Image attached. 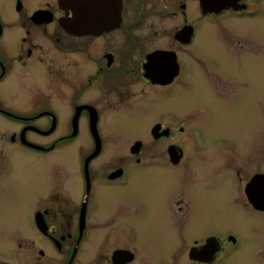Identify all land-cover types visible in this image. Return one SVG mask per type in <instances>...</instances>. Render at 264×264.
<instances>
[{
	"label": "flooded vegetation",
	"instance_id": "flooded-vegetation-1",
	"mask_svg": "<svg viewBox=\"0 0 264 264\" xmlns=\"http://www.w3.org/2000/svg\"><path fill=\"white\" fill-rule=\"evenodd\" d=\"M70 16L0 0V264H264V227L243 246L191 190L209 171L204 189L224 178L222 202L264 214V170L207 153L190 119L195 97L255 106L264 0H95L92 34ZM213 34L221 57L200 51Z\"/></svg>",
	"mask_w": 264,
	"mask_h": 264
},
{
	"label": "rangeland",
	"instance_id": "rangeland-1",
	"mask_svg": "<svg viewBox=\"0 0 264 264\" xmlns=\"http://www.w3.org/2000/svg\"><path fill=\"white\" fill-rule=\"evenodd\" d=\"M219 39L216 35H211L210 40L202 42L200 45V51L205 54H211L213 56H223L224 52L220 49ZM196 42V47L198 48ZM264 55L261 53L259 56V63H253L251 61L246 62L243 66V71L248 69L249 71L254 70L257 67L259 76L257 78L258 90L257 95L251 98L249 106H242L241 108L223 109L220 106L212 105L208 110L207 105L203 106L205 101L202 98H194L193 102L197 108H203L204 113L197 112L190 116V119L194 125L202 127L207 132V135L211 137V144L207 142V153H211V150L216 152L217 155L221 154L222 151L227 148L236 152L237 160L246 161L248 170H254L255 167L258 170H264ZM232 70H237V66L234 62L231 63ZM250 92H252V85L248 86ZM199 101L201 104L195 102ZM250 103V102H246ZM245 103V104H246ZM243 104V105H245ZM208 119V122H206ZM206 135V137H207ZM222 141H227L223 144ZM216 143V144H215ZM217 147V148H216ZM217 169H220V162L215 164ZM209 178V171L202 174L199 178L198 185L195 188L191 185V190L195 194L196 199L198 198L200 204L203 205V214L209 218L211 229L220 227H233L235 230L240 231L243 238V246H252L251 250L258 248L259 239L255 238L251 234L249 239L246 231L263 230L264 227V214L260 212L248 211L244 207L232 210L226 204L222 202V198L225 194H231V185L226 183L225 179L222 178V186L209 185L204 189V184ZM235 182V180H233ZM132 194L138 195L142 198L143 185L142 182L137 184H130ZM236 191V189H235ZM234 191V192H235ZM229 192V193H228ZM157 219V218H152ZM258 226V227H257ZM255 241V247H254ZM159 246L151 245L150 251L154 254L157 253Z\"/></svg>",
	"mask_w": 264,
	"mask_h": 264
},
{
	"label": "water",
	"instance_id": "water-1",
	"mask_svg": "<svg viewBox=\"0 0 264 264\" xmlns=\"http://www.w3.org/2000/svg\"><path fill=\"white\" fill-rule=\"evenodd\" d=\"M60 3L71 11V16L62 20L69 30L78 34L95 32V0H60Z\"/></svg>",
	"mask_w": 264,
	"mask_h": 264
}]
</instances>
